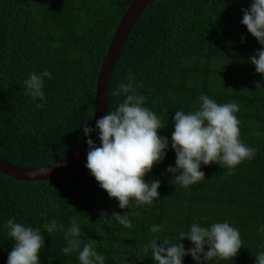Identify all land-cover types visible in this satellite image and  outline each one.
<instances>
[{
    "label": "trees",
    "instance_id": "1",
    "mask_svg": "<svg viewBox=\"0 0 264 264\" xmlns=\"http://www.w3.org/2000/svg\"><path fill=\"white\" fill-rule=\"evenodd\" d=\"M131 1L0 0V158L40 167L76 145L92 121L97 75L110 38ZM251 2L152 0L145 6L116 57L106 113L123 102L124 96L112 93L131 73L146 97L143 106L165 126L158 134L169 140L164 160L145 176L147 183L160 181L159 198L121 209L86 168L87 155L47 180L18 181L0 173V264H7L13 248L5 227L9 219L40 229L45 240L40 264H80L78 251L62 252L73 219L81 228V250L95 240L104 264H122L125 258L127 264H154L143 246L153 238L175 241L194 222L204 227L228 222L240 232L243 247L235 259L209 264H256V255L264 252V76L250 58L264 46L241 23L242 9ZM45 69L51 73L44 79L45 100H33L24 81ZM201 94L239 106L240 138L256 154L233 175L218 164H202L205 180L186 189L167 171L176 159L171 133L175 112L198 108ZM113 213H127L133 227L121 225ZM52 220L64 231L49 234L44 225ZM153 225L165 230L152 233ZM178 243L193 247L187 239ZM183 264L196 261L188 255Z\"/></svg>",
    "mask_w": 264,
    "mask_h": 264
},
{
    "label": "clouds",
    "instance_id": "2",
    "mask_svg": "<svg viewBox=\"0 0 264 264\" xmlns=\"http://www.w3.org/2000/svg\"><path fill=\"white\" fill-rule=\"evenodd\" d=\"M242 12L241 23L264 46V0H252L250 7ZM250 63L264 76V48L250 58ZM45 78H51L47 69L40 74L31 73L24 81L25 94L33 100L44 101ZM137 88L134 76L129 73L128 82L119 84L117 91L112 93L125 98L114 111H108L96 120L99 146L90 138L94 129L83 128L84 135L89 137L86 140L89 149L86 168L108 196L118 201L121 209L128 208L132 201L137 205H151L159 198L160 181L147 183L145 176L164 160L169 147L168 138L158 134L165 126L153 111L143 106L146 97L139 94ZM198 100L199 107L195 110L175 112L171 133V148L176 159L175 167L169 166L167 171L186 189L205 180V173L200 170L202 164H218L227 169L225 175H233L238 165L256 154V149L244 144L240 138V121L236 115L240 109L235 102L219 104L204 94ZM36 107L42 108L43 104H36ZM111 217L126 228L133 227L127 213H113ZM5 227L13 241L7 264H40V252L45 245L40 229L26 227L12 219ZM44 228L49 234L64 231V225H57L55 220L45 224ZM150 230L162 233L165 229L153 225ZM260 231L264 233V227ZM80 235L81 228L73 219L65 232L67 246L62 252L68 255L78 251L80 264H104V256L94 250L95 240L84 243L81 250ZM185 239L190 240L193 247L186 250L183 243H178ZM242 247L239 230L228 222H215L210 227L194 222L190 230L181 232L175 241L167 237L153 238L143 246V251L150 250L154 264H183V258L188 255L196 264H209L213 259L234 260ZM122 264H127L126 258ZM256 264H264V252L256 255Z\"/></svg>",
    "mask_w": 264,
    "mask_h": 264
},
{
    "label": "water",
    "instance_id": "3",
    "mask_svg": "<svg viewBox=\"0 0 264 264\" xmlns=\"http://www.w3.org/2000/svg\"><path fill=\"white\" fill-rule=\"evenodd\" d=\"M150 1L152 0H132L122 13L110 38L97 75L93 116L89 126L94 129L90 138L95 143L99 141L96 120L106 114V92L116 57L135 20ZM88 138L83 135L76 145L61 158L40 167L18 166L0 158V173L18 181H40L54 178L73 167L87 155L89 149L86 140Z\"/></svg>",
    "mask_w": 264,
    "mask_h": 264
}]
</instances>
